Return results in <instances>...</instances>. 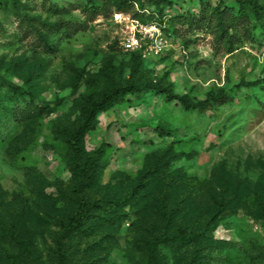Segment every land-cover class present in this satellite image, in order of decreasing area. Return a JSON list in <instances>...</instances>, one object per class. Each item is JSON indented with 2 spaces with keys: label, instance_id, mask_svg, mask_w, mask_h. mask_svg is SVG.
Here are the masks:
<instances>
[{
  "label": "rangeland",
  "instance_id": "obj_1",
  "mask_svg": "<svg viewBox=\"0 0 264 264\" xmlns=\"http://www.w3.org/2000/svg\"><path fill=\"white\" fill-rule=\"evenodd\" d=\"M119 1L0 0V220L17 216L16 238L0 243L17 264H264V21L250 12L251 32L232 30L228 50L206 17L237 12L235 0H167L168 44L143 57L122 46L139 6L119 12ZM135 77L209 106L149 90L97 115L83 142L85 154L105 144L84 189L98 208L61 240L59 262L76 209L61 129L81 124L87 96ZM141 180L138 196L113 203ZM178 229L192 239H175Z\"/></svg>",
  "mask_w": 264,
  "mask_h": 264
},
{
  "label": "trees",
  "instance_id": "obj_2",
  "mask_svg": "<svg viewBox=\"0 0 264 264\" xmlns=\"http://www.w3.org/2000/svg\"><path fill=\"white\" fill-rule=\"evenodd\" d=\"M144 1L152 4V8H147L144 5ZM238 4L237 12L232 7L223 6L217 7L211 11L206 17L208 23H213L212 30L215 31L219 41L225 43L228 50H231L233 42L235 40V34L232 32L238 26L245 29V31L251 32L249 27L251 13L255 16L257 22L263 23L264 21V8L257 3L249 0H235ZM163 2L167 0H121L116 5V9L119 12L134 9V4L139 6L134 9L132 18L139 19L142 22H157L162 28H165L163 23L162 13L160 12ZM172 16L167 18V21L171 23ZM174 21V19H173ZM164 26V27H163ZM45 47L51 49L52 46L46 39L42 38ZM163 91L166 93L169 99L177 100L185 108H193L204 110L209 106V100L193 101L186 95H174L167 87H164L160 82H153L151 80H144L141 77H135L134 80L128 81L124 86H117L112 90L104 92L97 97L89 95L85 99V104L81 108L82 122L74 129L62 128L61 133L64 136V140L69 149L68 167L72 176V184L69 191V198L75 203V212L68 217L67 221L61 224V231L57 239V254L59 262L64 259L62 252V239H64L69 233L79 230L87 225L89 220L92 219L94 212L98 208L96 201L89 200L84 194V189L93 181L96 171L100 165V159L105 151V144L100 145L96 150L85 154L84 142L85 135L96 129L97 115L103 112L115 104L119 103L126 94H140L145 91ZM213 101L220 100V96L215 95L211 97ZM146 188V184L143 180L135 185L131 192L125 196L116 198L113 203L118 206H125L130 200L138 196L141 190ZM264 209V203L262 205ZM17 220V216H13L10 226L4 224L0 220V236L16 238V231L14 224ZM174 238L180 241L191 240V235L184 229H178ZM0 254L6 258L8 264H17V256L9 252L0 243Z\"/></svg>",
  "mask_w": 264,
  "mask_h": 264
},
{
  "label": "built area",
  "instance_id": "obj_3",
  "mask_svg": "<svg viewBox=\"0 0 264 264\" xmlns=\"http://www.w3.org/2000/svg\"><path fill=\"white\" fill-rule=\"evenodd\" d=\"M128 36L122 41L125 51L141 52L143 57H152L167 46L162 28L157 22H142L130 17ZM164 27V26H163Z\"/></svg>",
  "mask_w": 264,
  "mask_h": 264
}]
</instances>
